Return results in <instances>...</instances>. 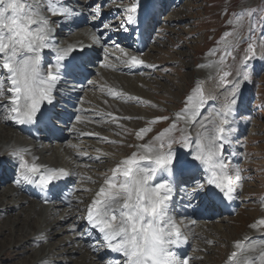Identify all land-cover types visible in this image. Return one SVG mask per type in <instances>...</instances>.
<instances>
[{
  "label": "bare ground",
  "instance_id": "bare-ground-1",
  "mask_svg": "<svg viewBox=\"0 0 264 264\" xmlns=\"http://www.w3.org/2000/svg\"><path fill=\"white\" fill-rule=\"evenodd\" d=\"M116 1L120 3L116 4ZM132 2L141 4L147 11L151 10L144 36L140 32L130 33L125 30L128 23L123 9ZM171 3L174 1L167 0V3H164V0H53L54 9L66 7L72 10L71 13L61 16L53 15L46 10L43 12V15L51 21L54 48L63 49L71 46L74 49L83 46L87 55L82 56V68L74 77L66 75L62 77L53 93V103L44 104L49 106L52 116L49 122L56 124L57 138L52 134L48 122L30 124L31 132L27 133L21 130V124L6 119L5 114L0 112V164L4 163L6 170L9 171L8 173L4 172V168L0 169V216L9 211L17 215V218L10 221L6 228H0V234L9 231L10 238L7 243L12 252L22 255L21 264H106L110 258L122 259L119 254L106 251L97 242L92 244V241L90 242L86 237L84 234L87 226L86 208L91 202L94 190H97L102 183L104 175L110 174V169L119 160L137 151L135 145L151 142L153 137L160 133L155 132V127L163 125V130L168 129L175 121V114L184 107L183 105L180 110L171 109L169 114L156 116L127 111L128 108L135 109V105L144 102L142 96L144 97L145 93L142 87L147 84L144 77L148 72L153 74L159 68L157 62L148 61V55L141 51L148 52L150 44L153 43L149 36L153 34L156 17L162 13L160 6L167 7ZM105 25L108 27L105 28ZM123 32L131 35L130 38L122 40ZM142 37L144 40H141ZM96 38L99 39V43L96 42ZM157 40L158 37L155 43ZM132 55L143 60L144 64L130 66L127 61ZM54 60V50L45 49L42 53V69L46 72L49 63H54ZM171 63L167 61L165 64ZM199 65L204 67L196 66L194 72L203 74L202 80H199L202 84L207 78L214 79V74L218 71L211 54L200 61ZM144 70L148 72L144 73ZM136 79L138 91H127L122 87L123 81L128 85ZM87 80L89 83L86 85ZM241 91L235 96L236 104L230 117L232 120L230 126H235L234 135L240 134L241 131L245 132L250 124L248 120L247 124L238 125L235 122L237 112L245 114L248 111L244 90ZM191 93L192 91L189 94ZM208 97L200 110L202 115L198 119L210 113L214 114L218 107H216L217 103ZM137 102L139 104H134ZM245 105L246 112L236 111L237 108ZM158 116H166L169 119L151 123ZM113 117L116 119L113 120ZM236 126L241 131H238ZM146 127L151 128V131L143 140H138L137 131ZM179 128H185V134L192 137V146L185 149L189 152L188 159L191 160L198 126L190 127L179 121L177 130H173L169 135L174 136ZM131 137L132 149L125 153L123 146L119 145ZM239 138L237 137L238 143H242ZM130 144L127 143L128 148ZM178 146H173V149L180 157L185 152L181 144ZM245 147L247 146L242 148L244 153ZM230 149L231 146L227 143L223 156L226 158L225 162L235 169L236 166L233 164L237 162L238 152L237 150L231 152ZM49 155L52 156V161L47 158ZM20 156H23L24 161L29 164L40 165L41 173L63 169L69 175L56 179L51 189L47 193H42L37 183L30 184L20 180ZM14 167L17 172L15 177L10 170ZM10 178L14 181L12 185L9 182ZM38 178L39 175L34 177L35 180ZM17 180L20 182L17 183ZM7 182L9 186L4 185ZM72 182H76V185H72ZM192 190L191 171L178 172L174 178L173 200L169 206V214L182 233V242L171 249L178 258L181 260L187 258L189 264H225L228 255L235 250L234 241H243L245 237L252 238L250 242H246V248L255 249L245 254L257 256L262 247L260 241L264 240V227L257 225L253 228L250 225L264 219V204L258 211V217L240 233H236L237 226L229 228L226 220L240 213L243 204L240 196L243 197V188L240 192L235 191L228 207L224 202L216 205L217 200H208L203 195L192 199L190 195ZM217 213L222 215L218 217ZM212 217H214L212 222H205ZM216 220L218 223L212 224ZM58 228H62L63 231H58ZM229 230H232L230 234H228ZM59 232L60 235L66 233L65 236L68 237L55 242L53 236ZM94 235L97 240L99 234L95 232ZM224 236L228 237L225 246L221 243ZM45 242H48V248H41ZM65 244L70 245L64 247ZM91 245H95V248ZM190 248L192 252L187 255V249ZM218 249H226L225 256L220 258L219 253L215 259L210 257L214 253L218 254ZM68 254L78 258L70 259L67 257Z\"/></svg>",
  "mask_w": 264,
  "mask_h": 264
},
{
  "label": "snow or ice",
  "instance_id": "snow-or-ice-1",
  "mask_svg": "<svg viewBox=\"0 0 264 264\" xmlns=\"http://www.w3.org/2000/svg\"><path fill=\"white\" fill-rule=\"evenodd\" d=\"M52 4L53 0H0V112L6 119L19 124H34L41 118H47L43 105L53 103V93L62 77H74L82 68V62L76 63L69 55L74 51L71 46L54 48L51 21L43 12L66 16L72 10L66 7L54 9ZM123 11L126 22L134 23L138 3H130ZM96 15H99L98 11ZM231 35V32L224 34L225 37ZM96 42L99 43L98 38ZM45 49H53L55 53L54 63H49L46 72L42 69ZM80 52L82 56L87 55L83 46ZM251 57H255V48L249 43L245 59ZM223 60L222 56L221 63ZM127 63L135 67L143 65L144 61L132 55ZM230 75V72L222 71L219 77L221 84H232L219 110L198 119L206 103L205 93L198 84L185 97L184 107L175 114L172 125L153 137L151 142L135 145L137 151L119 160L94 190L86 208V222L99 233L97 243L101 247L122 257L119 260L110 258L106 264H189L187 258L181 260L171 250L182 242L181 230L169 214L174 178L178 172L191 171L192 199L201 195L208 200L234 198L242 177L240 170L226 163L223 156L228 133L234 131L230 127V117L239 88L238 82L227 79ZM242 76L244 80L249 79L247 67L242 70ZM167 119L166 116H158L151 123ZM179 121L190 127L198 126L190 161L181 160L173 144H181L188 149L193 144L191 135L185 134V128L178 129L181 133L179 140L169 135L177 130ZM150 131L151 128L147 127L139 129L137 139L143 140ZM19 158L20 180L30 184L47 186L51 181L69 175L63 169L41 173L40 165L29 164L23 156ZM37 175L38 181L34 179ZM257 225L264 227V219L250 227ZM251 239L245 237L243 241H234L235 250L228 255L225 264H264V240L260 241L262 247L257 256L245 254L255 251L245 246ZM91 246L95 248V245Z\"/></svg>",
  "mask_w": 264,
  "mask_h": 264
},
{
  "label": "rangeland",
  "instance_id": "rangeland-1",
  "mask_svg": "<svg viewBox=\"0 0 264 264\" xmlns=\"http://www.w3.org/2000/svg\"><path fill=\"white\" fill-rule=\"evenodd\" d=\"M173 1L174 3L167 7L161 6L162 13L156 17L154 24L151 38L153 43L150 44L148 52L141 51L148 55V61L157 62L159 68L157 67L158 69L153 74L144 70V73L148 72L144 77L147 84L142 87L145 93V96H142L144 102L134 103L139 105H135V109L128 108L127 111L146 116H156L169 114L171 109L179 108L178 110H180L184 105L185 97L198 84L202 86L206 98L209 96L208 98L217 103L216 110H219L232 87L231 83L221 84L219 77L222 71L231 73L227 79L230 82L239 83L236 95L242 92L241 89L244 90L243 95L248 109L245 114L237 112L235 122L238 125L247 124L246 121L248 120L250 123L245 132H242L241 129L238 130L236 126V129L241 131L240 134L234 135V131L228 133L230 151L237 150L238 152L237 162L233 165L240 170L242 177L236 190L240 192L243 188L244 191L243 197L240 196L241 203H243L240 213L236 217L226 220V223L229 228L236 225L235 231L240 233L245 226L258 217V211L262 209L264 204V0ZM118 3L120 2L116 1V4ZM226 32H231L233 35L225 37ZM156 37H158L157 43H155ZM249 43L254 45L255 57L245 59ZM229 52L231 55H227ZM210 53H215L214 55L211 54V59L214 60L218 72L214 74L216 78L215 76L214 79L207 78L202 81L204 82L202 84L199 80H202L203 74L194 72V68L206 56H210ZM222 56L224 57L223 63H221ZM167 61L172 63L165 64ZM245 67L249 71V79L247 80H244L242 76V70ZM238 72L241 74L238 75ZM88 83L87 80L86 85ZM122 84V87L127 91H138L137 79L128 83V85L124 81ZM245 108L246 105L237 108L236 111L243 110L246 112ZM230 127L233 129L235 126L231 125ZM162 128L163 125L155 127V132H161ZM152 135L156 134L152 133ZM173 137L179 140L181 139V133L177 131ZM237 137H240L242 143H238ZM132 142L133 138L131 137L119 146H123L122 149L127 153L132 149ZM127 143H131L130 148H128ZM245 145L247 147H245L246 152L244 153L242 148ZM173 146L179 147L178 144H173ZM180 150L182 152V149ZM184 152L185 154L180 156V159L189 160V152L185 148ZM47 158L52 161V156L49 155ZM1 168L5 169L4 172L9 173L4 163L0 164ZM10 170L15 177L17 173L15 167L10 168ZM9 182H11L10 185L14 184L11 178ZM4 185L9 186L8 182ZM72 185L75 186L76 182H72ZM221 215L222 213H217L218 217ZM15 218H17V215L12 211L1 214L0 228H6L8 223ZM213 219L214 217L204 220L209 223ZM216 223H218L217 220L212 224ZM58 231H63V229L58 228ZM231 232L232 230H229L228 234ZM65 234L60 235L59 232V234L53 236L54 241L58 242L62 241L61 239L64 237L67 238L68 236H65ZM9 238V231L0 234V264H21L22 255L12 252L7 243ZM227 239L228 237L224 236L223 241H221V243H224L223 246H225ZM47 244L48 242H45V245ZM45 245L42 244L41 248H48L49 245ZM68 245L70 244H65L64 247H68ZM3 246L5 248L2 249ZM191 252V248L187 249L186 254L189 255ZM225 252L226 249H218V254L214 253L210 257L215 259L220 253V258H223ZM67 257L70 259L78 258V256L72 257L69 254Z\"/></svg>",
  "mask_w": 264,
  "mask_h": 264
}]
</instances>
